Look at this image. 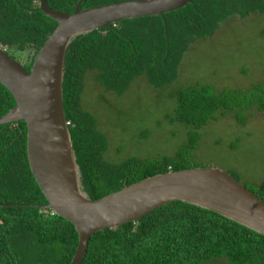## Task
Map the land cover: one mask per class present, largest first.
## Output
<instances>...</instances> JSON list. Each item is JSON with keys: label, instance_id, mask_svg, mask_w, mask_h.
Instances as JSON below:
<instances>
[{"label": "trees", "instance_id": "16d2710c", "mask_svg": "<svg viewBox=\"0 0 264 264\" xmlns=\"http://www.w3.org/2000/svg\"><path fill=\"white\" fill-rule=\"evenodd\" d=\"M46 1L52 10L72 14L79 0ZM117 1L121 0H83L79 9ZM218 3L226 6V0H194L163 17L119 21L77 37L68 47L63 107L83 190L91 200L157 174L196 168L197 130L227 115L244 125L247 111H264V82L249 90L219 92L197 83L172 95L176 106L166 119L195 130L173 157L129 158L114 165L103 159L106 138L80 102L85 72L95 70L98 83L118 95L131 77L141 74L154 87L171 84L192 41H188L189 32L194 30L196 39H205L218 20L229 16L221 8L216 10ZM38 4L39 0H0V47L23 63L27 72L57 27L37 10ZM14 106L12 95L0 84V118ZM26 132L24 121L0 126V264H70L78 235L71 223L43 208L47 201L30 170ZM249 190L264 201V187ZM217 260L264 264V236L219 214L172 202L136 222L95 233L82 264H206Z\"/></svg>", "mask_w": 264, "mask_h": 264}, {"label": "water", "instance_id": "95a60500", "mask_svg": "<svg viewBox=\"0 0 264 264\" xmlns=\"http://www.w3.org/2000/svg\"><path fill=\"white\" fill-rule=\"evenodd\" d=\"M194 0H135L80 10H52L39 0L37 10L57 27L37 53L29 72L0 47V84L15 106L0 126L24 121L31 173L47 204L43 208L71 223L78 235L70 264H82L90 238L97 232L136 222L172 202H183L233 221L264 236V201L227 172L196 167L157 174L101 199L83 190L63 107L64 61L74 39L126 19L164 16ZM22 134V132H21ZM26 206L6 204L5 206Z\"/></svg>", "mask_w": 264, "mask_h": 264}, {"label": "rangeland", "instance_id": "374dc122", "mask_svg": "<svg viewBox=\"0 0 264 264\" xmlns=\"http://www.w3.org/2000/svg\"><path fill=\"white\" fill-rule=\"evenodd\" d=\"M129 1L135 0L117 2ZM247 1L226 0L223 8L218 3L215 9L221 8V13L229 16L218 20L207 38L196 39V31L189 32L188 41L195 39L177 64L176 78L167 86L154 87L141 74L131 77L118 95L98 83L95 70L85 72L80 102L106 138V163L173 157L187 144L194 128L166 119L175 109L172 95L178 91L197 83L218 92L249 90L264 82V0H251V15L246 13ZM245 115L244 125L227 115L197 130L194 161L197 167L227 172L248 189L264 187V111H247ZM236 139L240 141L236 143Z\"/></svg>", "mask_w": 264, "mask_h": 264}, {"label": "flooded vegetation", "instance_id": "af4514ba", "mask_svg": "<svg viewBox=\"0 0 264 264\" xmlns=\"http://www.w3.org/2000/svg\"><path fill=\"white\" fill-rule=\"evenodd\" d=\"M246 5H247L246 13H247L248 15H251V14H252V11H253L252 1H251V0H248ZM261 13L264 15V12H263V11H261Z\"/></svg>", "mask_w": 264, "mask_h": 264}, {"label": "clouds", "instance_id": "9594fccd", "mask_svg": "<svg viewBox=\"0 0 264 264\" xmlns=\"http://www.w3.org/2000/svg\"><path fill=\"white\" fill-rule=\"evenodd\" d=\"M114 24H115V23H114ZM114 24H112V25L115 26ZM112 25H111V26H112ZM74 40H75V39H74Z\"/></svg>", "mask_w": 264, "mask_h": 264}]
</instances>
